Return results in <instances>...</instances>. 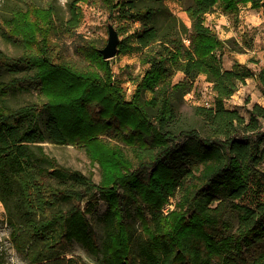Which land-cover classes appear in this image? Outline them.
<instances>
[{"label": "trees", "instance_id": "16d2710c", "mask_svg": "<svg viewBox=\"0 0 264 264\" xmlns=\"http://www.w3.org/2000/svg\"><path fill=\"white\" fill-rule=\"evenodd\" d=\"M92 1L75 0L65 22L52 5H27L7 19L8 36L27 51L12 60L0 51V61L25 64L44 98L39 108H11L6 98L20 79H0V202L13 247L26 264H264V107L254 103L248 118L226 108L248 79L264 97V67L235 61L225 69L218 53L243 47L232 48L206 22L221 5L238 24L242 5L264 14V0H181L190 27L164 0H101L110 20L141 24L144 73L130 100L96 46L77 47L88 62L82 71L52 44L76 35L77 4ZM134 49L121 41L119 54ZM201 76L213 105L180 113L177 101ZM47 140L82 147L100 166V182L61 166L46 153ZM101 201L100 243L90 218ZM74 243L92 260L71 255Z\"/></svg>", "mask_w": 264, "mask_h": 264}, {"label": "rangeland", "instance_id": "374dc122", "mask_svg": "<svg viewBox=\"0 0 264 264\" xmlns=\"http://www.w3.org/2000/svg\"><path fill=\"white\" fill-rule=\"evenodd\" d=\"M75 0H0V51L8 56L11 60L19 58L26 53V48L22 41L14 40L8 35L7 19L12 15V11L19 9L25 10L27 5H36L40 8L55 7L58 18L65 22L70 18V7ZM165 4L181 20H186L191 26V21L184 11L181 0H164ZM80 13V25L76 30V35L64 37L60 43L53 38L52 44H58L61 48V58L69 64L74 65L79 70L86 71L88 62L78 51L79 45H94L98 49L106 47L109 33L108 26L112 24L118 31L119 38L126 44L135 48L132 51H125L113 59L108 60L113 70V76L126 93V99L130 100L135 92L136 83L144 73V68L140 65V52L136 46V32L141 27L139 22L126 25L127 21L118 18L110 20L109 12L104 7L101 0H95L91 3L77 4ZM214 13L206 16L207 25L213 28L222 40H231L232 48L243 47L242 52H232L222 50L218 56H222V64L225 69L233 67L234 62L247 65L254 71L264 67V14L262 11L254 9L251 4L241 6L238 24L232 23L228 17L222 13V6L217 5ZM160 26L164 25V18H158ZM248 42L251 48L244 42ZM33 71L25 64L12 66L6 65L5 61H0V79L9 82L13 78L20 79L18 85L13 86L6 98V105L18 109L25 106L41 107L43 96L40 92V82L33 79ZM201 76L195 84L194 89L183 99L177 101L180 113L191 114L194 106H212L214 103V94L212 85ZM182 79L179 74L176 81ZM148 98L151 94L148 93ZM249 102V103H247ZM254 103L264 107V97L261 94L260 86L253 79H248L245 85H242L239 91L226 102V108L237 109L248 118V110ZM47 113L43 116L46 119ZM42 120V129L45 130V120ZM80 133L72 135L71 139L80 138ZM46 153L57 159L61 166L73 171L80 172L85 176L93 174L95 183L101 180V169L98 164L93 165L86 151L78 145H62L47 140L42 144ZM126 150L124 144H121ZM264 148V147H263ZM69 207L68 204L64 205ZM164 213L168 214L174 209H169ZM107 210V204L103 201L95 209V214L90 218L94 228L99 236V242H102L103 225L100 221ZM227 219L237 225V213L228 211ZM10 227L7 224L6 211L0 202V254H4V264H26L22 256L15 250L10 239ZM71 255L81 256L86 260H92L86 249L79 243L72 246Z\"/></svg>", "mask_w": 264, "mask_h": 264}, {"label": "water", "instance_id": "95a60500", "mask_svg": "<svg viewBox=\"0 0 264 264\" xmlns=\"http://www.w3.org/2000/svg\"><path fill=\"white\" fill-rule=\"evenodd\" d=\"M108 33H109V38L107 45L103 49H100V53L102 54L105 60H110L117 56L119 52V46L121 43L118 31L112 24H109L108 26Z\"/></svg>", "mask_w": 264, "mask_h": 264}, {"label": "built area", "instance_id": "2783aa9c", "mask_svg": "<svg viewBox=\"0 0 264 264\" xmlns=\"http://www.w3.org/2000/svg\"><path fill=\"white\" fill-rule=\"evenodd\" d=\"M173 206H174L173 204H169V205H167V206H166L167 208H166L165 211H168L169 209L173 208Z\"/></svg>", "mask_w": 264, "mask_h": 264}, {"label": "crops", "instance_id": "0c3cea01", "mask_svg": "<svg viewBox=\"0 0 264 264\" xmlns=\"http://www.w3.org/2000/svg\"><path fill=\"white\" fill-rule=\"evenodd\" d=\"M189 27H190V24L188 22H186V20H183ZM232 68V67H231ZM230 68V69H231ZM201 79H204L205 80V76H203Z\"/></svg>", "mask_w": 264, "mask_h": 264}]
</instances>
